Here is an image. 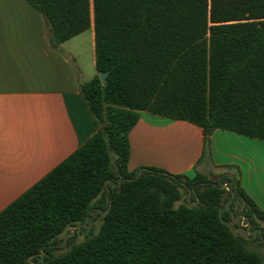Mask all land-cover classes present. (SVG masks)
Listing matches in <instances>:
<instances>
[{
    "label": "trees",
    "instance_id": "1",
    "mask_svg": "<svg viewBox=\"0 0 264 264\" xmlns=\"http://www.w3.org/2000/svg\"><path fill=\"white\" fill-rule=\"evenodd\" d=\"M28 1L56 49L94 28L80 99L97 131L0 213V264H264V213L236 174L129 171L142 111L264 140V0Z\"/></svg>",
    "mask_w": 264,
    "mask_h": 264
},
{
    "label": "crops",
    "instance_id": "2",
    "mask_svg": "<svg viewBox=\"0 0 264 264\" xmlns=\"http://www.w3.org/2000/svg\"><path fill=\"white\" fill-rule=\"evenodd\" d=\"M50 33L28 0H0V213L97 131L80 99L98 74L94 28L58 49ZM130 143V172L236 174L264 213V140L221 129L206 139L195 124L142 111Z\"/></svg>",
    "mask_w": 264,
    "mask_h": 264
},
{
    "label": "water",
    "instance_id": "3",
    "mask_svg": "<svg viewBox=\"0 0 264 264\" xmlns=\"http://www.w3.org/2000/svg\"><path fill=\"white\" fill-rule=\"evenodd\" d=\"M108 74H109V72L100 73V78H101V80H102V82H103L104 84H105L106 81H107V76H108ZM142 173H143V170L140 172L139 176H140ZM228 189H229V187H228ZM188 190H189V201H191L192 194H193V192L196 193V189H195V187L192 188V189L188 187ZM233 197H234V196H233ZM198 202H199V201H198ZM106 213H108V211L105 212V213H104L99 219H102L103 216H104ZM233 217H234V214H233ZM94 223H95V222H93V223L90 224V225L83 224V225H79V226L73 227V228L71 229L72 232H71L70 234H67V235H66V237H65V243H66L67 239L69 238V236H74V235L76 234V233H75V230H80L82 227H85V228L90 229V228L94 225ZM251 228H252V225L249 224V228H248V230H250ZM254 233H255V234H259L261 237L263 236V232H262L261 229H257V230H255ZM41 255L44 256L45 253L43 252V253H41ZM29 262H30V263H33L32 258H30Z\"/></svg>",
    "mask_w": 264,
    "mask_h": 264
},
{
    "label": "rangeland",
    "instance_id": "4",
    "mask_svg": "<svg viewBox=\"0 0 264 264\" xmlns=\"http://www.w3.org/2000/svg\"><path fill=\"white\" fill-rule=\"evenodd\" d=\"M212 181L216 182V181H218V180H216V179L213 178ZM184 199H188V200H189L188 195H185V196H184ZM236 222H238V221H236ZM96 223H97V222H95L94 225H95ZM94 225H93V226H94ZM93 226H92L90 229H92ZM246 226H247L246 222L241 221V223H240V227H239L238 229H236L237 232L240 233V234H243V233L245 232V229H244V228H245ZM75 235H76V234H75ZM80 235H81V234H80ZM66 245H67V242L64 243L63 245H59V248H64V247H66ZM262 253H264V251H262Z\"/></svg>",
    "mask_w": 264,
    "mask_h": 264
}]
</instances>
